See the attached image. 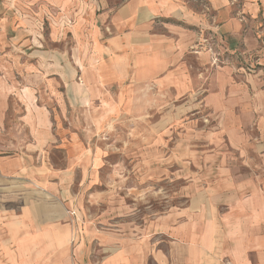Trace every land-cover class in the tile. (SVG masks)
<instances>
[{"label":"crops","instance_id":"0c3cea01","mask_svg":"<svg viewBox=\"0 0 264 264\" xmlns=\"http://www.w3.org/2000/svg\"><path fill=\"white\" fill-rule=\"evenodd\" d=\"M202 1L107 2L77 52L30 37L26 65L18 38H0V264H264V81L211 71L208 46L211 32L221 49L254 40L242 15L264 20V0ZM198 95L211 124L190 122L207 148L186 160L184 203L135 225L128 207L91 211L97 155L64 137Z\"/></svg>","mask_w":264,"mask_h":264},{"label":"rangeland","instance_id":"374dc122","mask_svg":"<svg viewBox=\"0 0 264 264\" xmlns=\"http://www.w3.org/2000/svg\"><path fill=\"white\" fill-rule=\"evenodd\" d=\"M124 1L0 0V38L5 39L7 45L10 39L18 38V52L11 59L14 65L19 66L34 60L29 53L28 57L24 55L26 49L23 44L30 37L42 41L54 54L62 47L66 51L77 52L74 48L87 41L92 25L104 12L106 3L115 8ZM190 1L198 12L202 10V0ZM237 3L242 5L241 0ZM237 7L238 14L243 12L241 6ZM242 17L245 30L252 32L249 42L251 38L254 40L249 44L240 40L233 49L224 44L226 48L221 49L217 48L215 34L211 32L208 43L212 51L211 71L230 65L244 76L261 75L264 81V20L260 17L253 22L247 15ZM77 62L80 64L79 60ZM198 96L195 106H191L186 99L171 102V105L151 106L146 121L96 122L91 124V133H74L64 137V141H81L87 147L91 146L97 155L95 171L91 175L92 185L88 190L98 196L101 204L92 210L86 204L87 211L103 210L109 205L116 216L121 213L122 207L124 213L128 207L130 223L135 225L184 203L183 191L187 179L196 169L192 166L191 171V166H188L185 170L186 160H189L190 153L207 148V143L197 138L189 125L193 123L197 129L211 124L209 112L201 106L202 96ZM51 108L54 112L57 107ZM56 115L59 117V111ZM57 124L61 128L62 123ZM64 156L63 151L56 150L51 159L61 166ZM76 188L77 192L81 190L78 184Z\"/></svg>","mask_w":264,"mask_h":264}]
</instances>
